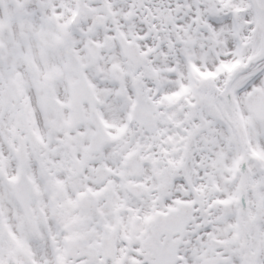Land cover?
<instances>
[{
    "label": "snow or ice",
    "instance_id": "1",
    "mask_svg": "<svg viewBox=\"0 0 264 264\" xmlns=\"http://www.w3.org/2000/svg\"><path fill=\"white\" fill-rule=\"evenodd\" d=\"M0 264H264V0H0Z\"/></svg>",
    "mask_w": 264,
    "mask_h": 264
}]
</instances>
